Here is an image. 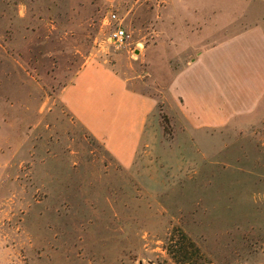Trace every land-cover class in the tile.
Returning a JSON list of instances; mask_svg holds the SVG:
<instances>
[{
	"label": "rangeland",
	"instance_id": "obj_1",
	"mask_svg": "<svg viewBox=\"0 0 264 264\" xmlns=\"http://www.w3.org/2000/svg\"><path fill=\"white\" fill-rule=\"evenodd\" d=\"M111 7L123 43L102 25ZM196 15L212 43L264 21V0H0V264H185L167 248L182 230L197 264H264V104L219 128L169 113V81L196 54L181 28ZM89 61L159 98L129 165L60 95Z\"/></svg>",
	"mask_w": 264,
	"mask_h": 264
},
{
	"label": "crops",
	"instance_id": "obj_2",
	"mask_svg": "<svg viewBox=\"0 0 264 264\" xmlns=\"http://www.w3.org/2000/svg\"><path fill=\"white\" fill-rule=\"evenodd\" d=\"M194 8L197 13L199 7ZM237 24L236 31L212 43H207L208 18L196 15L184 24V31L181 28L184 43L193 45L196 54L169 81L167 104L174 120L182 117L179 120L197 129L219 128L264 104V21ZM174 26L178 29L179 24ZM175 42L177 49L180 40ZM160 46L153 47L154 54ZM144 83L120 73L113 64L89 61L60 95L106 149L121 164L129 165L140 148L149 144L159 106V98L142 89Z\"/></svg>",
	"mask_w": 264,
	"mask_h": 264
},
{
	"label": "trees",
	"instance_id": "obj_3",
	"mask_svg": "<svg viewBox=\"0 0 264 264\" xmlns=\"http://www.w3.org/2000/svg\"><path fill=\"white\" fill-rule=\"evenodd\" d=\"M182 235L172 231L168 236L167 248L177 262L185 264H197L200 248L195 241L182 230Z\"/></svg>",
	"mask_w": 264,
	"mask_h": 264
},
{
	"label": "built area",
	"instance_id": "obj_4",
	"mask_svg": "<svg viewBox=\"0 0 264 264\" xmlns=\"http://www.w3.org/2000/svg\"><path fill=\"white\" fill-rule=\"evenodd\" d=\"M102 25H105L109 30V38L116 43H123L128 37L126 27L123 25V20L115 7H111L102 18Z\"/></svg>",
	"mask_w": 264,
	"mask_h": 264
}]
</instances>
